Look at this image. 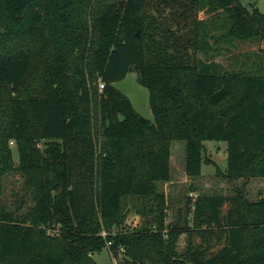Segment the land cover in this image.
<instances>
[{
    "label": "trees",
    "instance_id": "obj_1",
    "mask_svg": "<svg viewBox=\"0 0 264 264\" xmlns=\"http://www.w3.org/2000/svg\"><path fill=\"white\" fill-rule=\"evenodd\" d=\"M173 9L177 29L163 17ZM255 39L264 14L240 0H0V264H97L103 249L119 264H264V196L199 195L184 225H169L157 191L174 140L186 141L190 177L212 163L204 142L224 141L228 180L264 179V66L211 59L220 43ZM132 71L154 121L114 86ZM14 171L12 209L3 178ZM128 197L144 219L126 230Z\"/></svg>",
    "mask_w": 264,
    "mask_h": 264
},
{
    "label": "rangeland",
    "instance_id": "obj_2",
    "mask_svg": "<svg viewBox=\"0 0 264 264\" xmlns=\"http://www.w3.org/2000/svg\"><path fill=\"white\" fill-rule=\"evenodd\" d=\"M242 5L251 9L257 7L264 14V0H240ZM172 23L174 29H177V19H180L177 9L172 11L166 10L164 16ZM197 19L204 20L211 26L215 23V33H220L222 30L221 21H215L212 16L207 14L204 10L198 12ZM210 43L213 39L209 38ZM220 48L219 52H215L211 59L220 63L225 71L238 69H256L258 65L264 66V40H246L235 41L233 44L220 43L215 46ZM202 57L205 58L203 54ZM100 82H98V86ZM116 89L127 96L132 102L135 110L143 117L154 121V116L150 108L149 90L141 85L137 79L135 71L130 72L123 80L114 83ZM100 87V86H99ZM13 150V157L15 162H18V152L14 144H11ZM204 156L206 159L212 161L211 164H203L201 175L198 177H190L185 171V155H186V141L174 140L171 142V178L167 182L159 183L157 191L165 198L166 204V223L173 225L180 222L185 223V213L187 211V201L190 199L193 204L199 195H224L228 197H236L242 192L244 197L248 200L255 201L264 196V179L263 178H240L230 181L226 178L227 165V143L224 141H205L204 142ZM23 177L18 172H11L4 176V195L3 202L8 208H15L20 202L22 194ZM125 211L127 212V219L124 229H133L139 227L143 223L144 216L140 214L142 211V203L139 200L133 201L130 197L126 198ZM229 208L225 204L223 211ZM194 205L191 206V210ZM192 214L190 215V219ZM149 222H154V215L148 216ZM191 224V222H190ZM187 234L183 233L179 236L178 247L183 250L187 246ZM193 243L205 242L198 236L192 237ZM220 245H214L211 251H215ZM97 264H112L110 252L103 249L100 253L94 255Z\"/></svg>",
    "mask_w": 264,
    "mask_h": 264
},
{
    "label": "built area",
    "instance_id": "obj_3",
    "mask_svg": "<svg viewBox=\"0 0 264 264\" xmlns=\"http://www.w3.org/2000/svg\"><path fill=\"white\" fill-rule=\"evenodd\" d=\"M99 86H100V89L104 88V84L102 82H100ZM102 236H104V237L106 236V232L105 231L102 232ZM110 246H111V242H108L107 243V247L109 248ZM122 252H123V249L121 248L120 249V253H122ZM111 258H112V264H119L118 259L116 257L111 255Z\"/></svg>",
    "mask_w": 264,
    "mask_h": 264
},
{
    "label": "water",
    "instance_id": "obj_4",
    "mask_svg": "<svg viewBox=\"0 0 264 264\" xmlns=\"http://www.w3.org/2000/svg\"><path fill=\"white\" fill-rule=\"evenodd\" d=\"M125 117L123 115H119V120L124 121ZM150 221V220H149Z\"/></svg>",
    "mask_w": 264,
    "mask_h": 264
}]
</instances>
